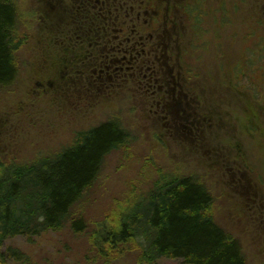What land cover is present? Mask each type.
<instances>
[{
	"label": "rangeland",
	"instance_id": "rangeland-1",
	"mask_svg": "<svg viewBox=\"0 0 264 264\" xmlns=\"http://www.w3.org/2000/svg\"><path fill=\"white\" fill-rule=\"evenodd\" d=\"M14 1L26 44L19 51L17 83L0 91V159L28 163L56 154L78 132L113 117L134 140L107 158L80 207L87 233L16 237L4 250L16 247L26 258L5 264H146L135 247L102 257L91 233L146 191L160 170L198 176L215 197L216 222L239 240L249 264H264V0H203L202 26L190 32L181 20L172 43L178 45L166 55L174 79L155 84L152 96L138 94L132 83L97 90L92 77L82 86V71L91 67L71 24L40 14L37 0ZM91 53L93 59L102 56Z\"/></svg>",
	"mask_w": 264,
	"mask_h": 264
},
{
	"label": "trees",
	"instance_id": "trees-1",
	"mask_svg": "<svg viewBox=\"0 0 264 264\" xmlns=\"http://www.w3.org/2000/svg\"><path fill=\"white\" fill-rule=\"evenodd\" d=\"M21 17L14 0H0V91L12 88L19 77V51L26 44ZM242 63L235 66L237 72ZM234 77L237 82L235 72ZM132 140L131 132L113 117L78 132L73 144L56 154L28 163L0 159V264L26 258L16 247L4 250L16 237L33 241L66 229L87 233L90 226L80 207L100 180L107 158ZM214 208L215 197L198 176L160 170L146 191L133 195L116 216L99 222L91 239L106 258L135 247L146 264L162 259L249 264L239 240L216 222Z\"/></svg>",
	"mask_w": 264,
	"mask_h": 264
},
{
	"label": "flooded vegetation",
	"instance_id": "flooded-vegetation-1",
	"mask_svg": "<svg viewBox=\"0 0 264 264\" xmlns=\"http://www.w3.org/2000/svg\"><path fill=\"white\" fill-rule=\"evenodd\" d=\"M202 1L37 0V4L45 17H55L66 27L71 24L78 47L86 49V62L91 68L80 69H86L80 79L82 86L86 87L92 77L90 86L97 84V90L132 83L138 94L152 96L157 92L155 84L174 79L176 71L171 69L166 55L172 56L170 51L178 45L176 39L172 43L181 20L183 28H191L190 32L201 25ZM91 52L102 56L93 59ZM66 75L63 71L55 83L57 88ZM74 93L70 89L69 97Z\"/></svg>",
	"mask_w": 264,
	"mask_h": 264
}]
</instances>
